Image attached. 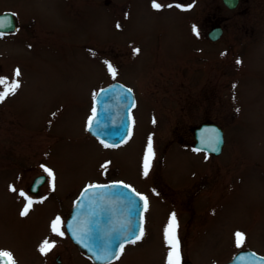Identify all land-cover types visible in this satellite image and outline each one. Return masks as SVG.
Wrapping results in <instances>:
<instances>
[{
  "label": "rangeland",
  "instance_id": "374dc122",
  "mask_svg": "<svg viewBox=\"0 0 264 264\" xmlns=\"http://www.w3.org/2000/svg\"><path fill=\"white\" fill-rule=\"evenodd\" d=\"M157 2L159 10L153 0H0V10L19 17L18 30L0 37L1 76L11 81L21 73L20 88L0 103V162L7 153L9 166L0 164V248L17 264H95L68 247L64 227L58 236L50 225L64 220L81 188L105 180L127 182L150 201L143 239L111 264H166L164 230L173 212L181 260L218 264L242 248L264 254V85L230 89V66L221 60V86L212 89L216 65L210 59L201 70L207 60L196 53L197 34L182 21L210 17L213 0ZM261 3L251 0L241 16L223 7L218 13L264 19ZM250 60L259 81L264 60ZM114 80L136 95L134 130L124 144L104 147L88 133L87 119L95 91ZM204 120L224 129L217 156L193 146V128ZM150 136L155 157L144 176ZM42 166L63 197L40 199L21 218L9 181L29 182ZM237 232L245 237L239 247ZM45 239L56 245L46 255L39 251Z\"/></svg>",
  "mask_w": 264,
  "mask_h": 264
},
{
  "label": "water",
  "instance_id": "95a60500",
  "mask_svg": "<svg viewBox=\"0 0 264 264\" xmlns=\"http://www.w3.org/2000/svg\"><path fill=\"white\" fill-rule=\"evenodd\" d=\"M224 1L229 6H234L237 2V0ZM12 14L13 12L11 11L0 12V20H11L10 27H5L0 30L12 31L16 29L17 18ZM101 89L109 91L101 93ZM101 89L98 91L96 97L99 124L90 132L106 143L121 144L130 137L127 136L129 127L132 133L133 107H131V102L132 99L135 101L134 93L130 87L120 81H114ZM124 89H131L130 97L121 95ZM129 117H131V119ZM193 132L194 146L196 148H202L212 154H219L222 152L225 138L224 130L219 123L214 121L202 122L194 127ZM217 135L220 138V142L217 145V151H212L210 144ZM43 178L44 176H40L38 180ZM112 183L114 182L102 183V185H109ZM85 188L77 198L72 212L67 219L66 226L67 229L68 225H72L73 229H77L85 222H88L90 233L87 243L92 249L91 251L89 247H85L82 243L78 242V239L73 236L72 231L68 230V232L72 239L91 255L95 262L102 263L96 259L94 252L106 245L115 247L121 239H124V237L120 235V232L123 231L122 226L127 224L129 220L131 221L133 230L139 227L141 214L139 205L142 202H140L138 198L131 197L130 192L123 188H109L102 191L95 190L97 191L96 197L92 196V192L82 195ZM131 188L133 187L131 186ZM101 195L103 199H100ZM130 199L136 200L137 203L135 206H130ZM93 200L96 202L93 203ZM129 235H131V233H129ZM182 264L193 263L188 260ZM219 264H264V255L245 249L237 252L231 260Z\"/></svg>",
  "mask_w": 264,
  "mask_h": 264
},
{
  "label": "flooded vegetation",
  "instance_id": "af4514ba",
  "mask_svg": "<svg viewBox=\"0 0 264 264\" xmlns=\"http://www.w3.org/2000/svg\"><path fill=\"white\" fill-rule=\"evenodd\" d=\"M187 0H170L171 4H177V5H183ZM202 2L204 0H201ZM263 1L261 5L264 7V0H258ZM251 0H237L236 4L234 6L227 5L224 0H213L214 6H213V12L210 17L207 18H199L196 20L191 21H182L187 24L191 31H194V27L196 29L197 34V47L198 50L196 53H199V57L201 59H206L207 61H203V65L201 66V70L205 72V66L207 67L209 62L208 60H212V63H215L216 65V72L214 73V76H216V79H214L211 82L212 89H219L221 86V80L219 78V61L221 60H227L225 63H227L230 66V77L228 79V86L230 89H248V85H255L258 87L259 85H264V76L261 80H257V75H253L252 71V64L253 60H250L251 58H255L257 56H260L264 60V19H252V18H226L222 17L218 10L222 7L230 10L232 13H234L235 16H241L242 14H249L248 10L250 9L249 3ZM161 4H163L161 2ZM164 5V4H163ZM170 5V4H168ZM167 5V6H168ZM196 47V48H197ZM192 53V52H191ZM237 61H240L237 63ZM203 73V72H202ZM264 75V74H263ZM1 76V74H0ZM8 98H6L3 102H0L1 104H5L7 102ZM9 134V132L5 131V137ZM11 135V134H10ZM11 137V136H10ZM9 137V138H10ZM11 139V138H10ZM5 151L7 150L6 143L3 144ZM25 146L24 148H26ZM27 149V148H26ZM6 154H4V163L1 164V166L5 167V169H8L9 167L6 163ZM23 152H21L22 155ZM44 154L43 152L41 155ZM21 167V169L25 168L24 166H17ZM45 174L46 177L44 180L39 181L36 184H33L35 178L39 175ZM10 180V185L14 186L17 189V200H20L19 207H17V214L19 217L23 218L24 216H21L20 213L23 210L25 206V199L21 196H19V191L23 190L29 197L32 198L35 204L40 203V199H48L55 197L58 200L61 199L62 195H59V189L56 187V185L53 187V184L51 183V178L48 177L47 173L42 169L39 170V172L32 177V179L29 182L24 183L21 178ZM58 191V192H57ZM76 200V196L73 198V201L71 199V206L69 208L68 214L64 217L63 220V227L65 229V221L68 217V215L71 212L72 206L74 204V201ZM59 207V206H58ZM57 209L59 210V208ZM30 212V210H29ZM28 212V213H29ZM60 212V211H59ZM61 213V212H60ZM63 214V213H61ZM28 216V214L26 215ZM70 243L68 247L71 245L74 246L76 249L77 246L71 241L69 238ZM56 246V245H55ZM3 250H8L6 248H0ZM54 250V248L50 251V253ZM9 251V250H8ZM80 251V250H79ZM83 255H85L84 252L80 251ZM61 258L57 255V261L61 262Z\"/></svg>",
  "mask_w": 264,
  "mask_h": 264
},
{
  "label": "snow or ice",
  "instance_id": "6c2138e0",
  "mask_svg": "<svg viewBox=\"0 0 264 264\" xmlns=\"http://www.w3.org/2000/svg\"><path fill=\"white\" fill-rule=\"evenodd\" d=\"M153 8L159 10L161 9L162 5L157 2V0H153L152 3ZM171 7V5H169ZM13 16L16 14L13 13ZM11 26V20H0V29L5 28V27H10ZM119 26V25H118ZM196 31L194 27V32ZM5 32L0 31V37L4 36ZM135 52H139V49H135ZM240 61H237L239 63ZM106 66L108 68L109 73L115 78L116 76V69L113 67V65L109 62H105ZM20 70L16 69L14 72V77L11 81L8 80L7 77L0 76V86H3V90L0 91V102H3L8 96L14 95L16 91L20 88V82L18 80V77L20 76ZM109 90L101 89V93H104ZM97 93L93 94V99H94V104L92 108V114L89 116L88 121H87V129L89 131H92L94 127L98 126L99 121H98V113H97V108H96V97ZM121 95H126L128 97L131 96V89H124ZM131 107H135V101L132 99L131 102ZM131 119V117H129ZM155 122V121H154ZM131 135V128L129 127L127 136ZM123 142H126L124 140ZM220 142V138L217 135L214 140L210 144V148L212 151H217V145ZM101 143L103 144L104 147H118V144H109L106 143L104 140H101ZM196 151H202V148L195 149ZM155 157V153L153 150V142H152V137L150 136L148 138V143L145 151V155L143 158V175L147 176L151 167H152V161ZM44 171L47 173L48 177L51 178L53 182V187H54V181H55V175L53 171L47 167H44ZM109 188H123L126 189L130 192L131 197L138 198L140 202L139 207L141 208V214H140V223L139 227L135 230L132 229L131 226V221L129 220L127 224L123 225V231L120 232V235L124 237V239H121L115 247H111L109 245H106L104 247H101L98 249L96 252H94V255L96 256V259L98 261L103 262V264H111V260L114 259H119L120 256L124 253V250L128 244H136L140 240L143 239L144 237V228H143V212L147 210L148 208V197L136 192L134 188H131L130 185L124 184L123 182H114L109 185H102V184H89L82 195L87 194L89 192H92V196L96 197L97 196V191L95 190H105ZM9 190L12 192H16L17 189L10 185ZM19 196L23 197L26 201L25 206L23 210L21 211L20 215L21 216H26L31 209L33 203L37 201H33L31 197H29L23 190L19 191ZM100 199H103L102 195L100 196ZM93 203L96 201L93 200ZM136 200L135 199H130L129 204L130 206H135L136 205ZM51 231L58 235V236H63L65 233L63 231V221L59 216H57L52 222H51ZM178 220L176 213L173 212L170 214L168 224L165 227L164 230V236H165V242L169 248L168 255L166 258V264H181V246H180V240L177 235L178 231ZM68 230L73 232V236L78 239V242L82 243L85 247H89V250L91 251L92 249L90 248L89 244L87 243V240L89 238V233H90V228L88 227V222H85L81 227L77 229H73L72 225H68ZM131 233V235H129ZM235 236L237 238V246L239 247L244 240V234L237 232L235 233ZM55 247V241H49L45 239L39 248V251L41 254H47L49 251H51ZM0 264H17L15 257L11 251L8 250H3L0 249Z\"/></svg>",
  "mask_w": 264,
  "mask_h": 264
}]
</instances>
